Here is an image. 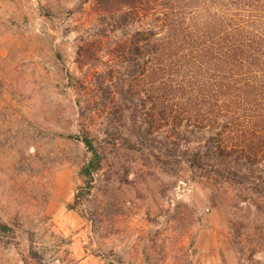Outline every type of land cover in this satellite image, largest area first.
Returning <instances> with one entry per match:
<instances>
[{
  "label": "rangeland",
  "instance_id": "rangeland-1",
  "mask_svg": "<svg viewBox=\"0 0 264 264\" xmlns=\"http://www.w3.org/2000/svg\"><path fill=\"white\" fill-rule=\"evenodd\" d=\"M97 2L0 0V264H264V163L243 179L190 169L166 105L129 79L140 62L113 54L141 23L115 29ZM83 129L100 155L90 184Z\"/></svg>",
  "mask_w": 264,
  "mask_h": 264
},
{
  "label": "trees",
  "instance_id": "trees-1",
  "mask_svg": "<svg viewBox=\"0 0 264 264\" xmlns=\"http://www.w3.org/2000/svg\"><path fill=\"white\" fill-rule=\"evenodd\" d=\"M97 6L96 13L119 16L115 29L141 23L113 41V54L126 50L129 66L140 62L129 79L142 84L149 102L166 105L159 110L163 127L171 126L176 148L188 144L190 169L208 181L219 169L243 179L242 168L264 163V0H113L108 7L98 0ZM100 43L97 37L80 45L82 64ZM95 91L98 97L102 90ZM154 112L147 110L146 122ZM80 119L86 120L82 107ZM77 139L92 152L80 172L90 184L99 151L90 130Z\"/></svg>",
  "mask_w": 264,
  "mask_h": 264
}]
</instances>
